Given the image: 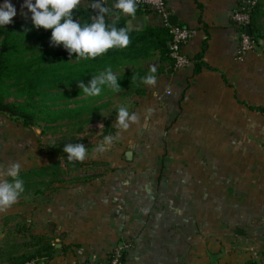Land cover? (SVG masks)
<instances>
[{"label": "crops", "instance_id": "crops-1", "mask_svg": "<svg viewBox=\"0 0 264 264\" xmlns=\"http://www.w3.org/2000/svg\"><path fill=\"white\" fill-rule=\"evenodd\" d=\"M11 2L12 20L25 17L23 0ZM165 3L177 25L192 30L182 47L190 62L175 69L152 55L143 70L160 71L154 84L101 98L116 100L117 144L69 169L48 148L24 150L32 127L0 114V180L11 178L2 173L13 162L20 172L45 175L57 160L62 166L58 180L39 176L37 186L0 207V264L32 253L39 236L57 252L36 264H105L114 249L124 250L126 264H264V112L256 109L264 107V49L236 55L240 30L231 14L244 0ZM138 15L143 28L161 25L153 12ZM120 107L137 117L127 128L118 123ZM95 162L105 166L92 168ZM72 175L79 179L64 181Z\"/></svg>", "mask_w": 264, "mask_h": 264}, {"label": "trees", "instance_id": "trees-1", "mask_svg": "<svg viewBox=\"0 0 264 264\" xmlns=\"http://www.w3.org/2000/svg\"><path fill=\"white\" fill-rule=\"evenodd\" d=\"M242 8L248 9L249 12L251 36L255 40L264 39V0H259L250 8ZM73 12L82 24L91 23L95 15L94 10L82 2ZM148 12H151L148 8L136 6V11L130 15ZM128 17L129 14L119 9L109 8L105 15L106 24L112 25L115 22L117 29H126L129 43L126 47H113L95 58L88 59L77 58L74 53L70 57L62 45H52L51 29H36L27 17L15 19L13 23L0 27V114L18 121L23 127H33L42 121L50 128L63 121H78L89 113L93 116L88 120L91 122L98 119L95 114L101 108L95 103L105 95H115L120 90L124 94L140 93L144 78L160 72L144 71V59L157 55L161 62L173 67V59L169 56L171 33L169 26L164 24L141 29L129 27ZM261 20L263 24H260ZM204 47L203 44L201 52L197 55L198 60L202 57ZM201 64L200 61L197 62L195 72L199 71ZM125 66H129L128 70L118 71ZM109 67L117 76L120 88L113 90L104 86L97 96L84 94L79 83L83 82L85 86H89L93 76L99 75ZM9 98L18 100L8 101ZM256 109L264 112V107ZM115 115L116 112H112L104 123L105 127ZM77 131L81 132L82 129L78 127ZM83 141L68 140L61 136L49 142L47 148L61 157L64 166L70 169L72 166H80L81 161H69L64 146ZM61 169L60 161L57 160L47 168L46 175L44 169L20 172L19 178L23 181L24 191L37 186L40 182L37 180L39 176H47L51 179L49 182L54 180L61 175ZM11 180L12 178L8 181ZM34 245L36 247L32 253L10 258L8 264H22L29 260H35L36 263L47 262L56 255L57 250L47 237H36ZM112 252L108 254L107 260ZM120 259L125 263L124 250H121Z\"/></svg>", "mask_w": 264, "mask_h": 264}, {"label": "clouds", "instance_id": "clouds-1", "mask_svg": "<svg viewBox=\"0 0 264 264\" xmlns=\"http://www.w3.org/2000/svg\"><path fill=\"white\" fill-rule=\"evenodd\" d=\"M79 4L80 0H23L21 9L22 15L31 20L34 28L51 29L50 43L54 46L62 45L70 57L74 53L77 58H95L110 48L128 45L129 36L126 29H117L115 22L112 25L106 24L105 15L109 12V7L106 6L107 0H92L90 8L94 10L95 15L91 23L82 24L75 18L73 10ZM112 6L126 14H133L136 11L135 0H114ZM16 14V6L11 0H0V27L13 23L12 18ZM151 71L155 72L156 69L152 68ZM117 79L109 67L99 75L93 76L89 86L80 82L79 87L87 96H97L104 86L118 90L120 85ZM144 82L154 84L155 77L149 75L144 78ZM136 119L135 114L129 115L125 107L118 109L117 120L123 128L129 126V120ZM112 139L111 136L104 138L105 143H110ZM98 150L103 151V146H99ZM64 151L68 154L69 161L85 159L86 149L82 143L66 144ZM20 169L21 165L13 162L2 173L12 180L11 182L0 180V207L6 208L15 203L20 193L24 191L23 181L18 178Z\"/></svg>", "mask_w": 264, "mask_h": 264}, {"label": "rangeland", "instance_id": "rangeland-1", "mask_svg": "<svg viewBox=\"0 0 264 264\" xmlns=\"http://www.w3.org/2000/svg\"><path fill=\"white\" fill-rule=\"evenodd\" d=\"M18 100L16 98H9L8 101H15ZM101 101V102H100ZM111 101V99H110ZM115 99H112L111 104L108 103V97L103 98L99 100L98 103H95L97 106H101L99 111L95 114L98 119L93 121H88L92 114L89 113L88 115H84V117H80V120L78 121H63L61 123H58L55 126H52L50 128H47L46 123L39 121L37 122V125L33 126L29 132V138L26 141V144L28 145L24 146V150L32 149L36 153V155H40L47 152V144L51 142L54 138L64 137L68 140H75L77 142H80V140L86 139L83 142H81L86 149V153L92 152V151H100L98 150L99 146H103V150H107L111 148L113 145L117 144L118 141L115 139V134L112 129L111 121L108 123V126L105 127L104 123L109 118V116L112 114V112H115V109L117 108L115 103ZM94 102V101H92ZM80 127L82 129L81 132H78L77 129ZM35 128H38L39 131L36 134ZM22 131V128H21ZM25 131V130H23ZM21 133V137H22ZM107 136L113 137L112 141L110 143H105L104 138ZM22 148V147H21ZM133 149L135 150L136 147L134 146ZM130 150V149H128ZM34 151L31 155H34ZM47 154V153H46ZM105 164L103 162H95L92 163V168L97 167H104ZM84 169V168H83ZM82 168H78L77 170H83ZM87 176L84 177L86 179ZM64 181H75L79 179V176H68L67 178H63ZM62 179V180H63ZM55 180H58V177H55Z\"/></svg>", "mask_w": 264, "mask_h": 264}, {"label": "built area", "instance_id": "built-area-1", "mask_svg": "<svg viewBox=\"0 0 264 264\" xmlns=\"http://www.w3.org/2000/svg\"><path fill=\"white\" fill-rule=\"evenodd\" d=\"M259 0H244V6L250 8L254 6ZM82 0H80V3ZM136 6L148 8L151 12L156 14L161 24L168 25V17L170 15L165 0H135ZM233 24L242 29L236 48V55L241 58L245 53L253 50L257 45L264 49V40H255L251 35L248 36L244 32V27L249 26L250 17L248 9L244 10L242 7L235 9L231 14ZM171 33L170 53L169 56L173 59V67L181 69L187 66L190 62L189 58L184 54L182 47L191 37L192 30L184 26H169ZM260 41V42H259ZM77 162L78 160H71ZM121 249H114L111 257L105 264H125L120 259ZM22 264H36L35 260H29ZM85 264H103L95 260H87Z\"/></svg>", "mask_w": 264, "mask_h": 264}, {"label": "water", "instance_id": "water-1", "mask_svg": "<svg viewBox=\"0 0 264 264\" xmlns=\"http://www.w3.org/2000/svg\"><path fill=\"white\" fill-rule=\"evenodd\" d=\"M114 0H107L106 6L109 8L113 7ZM128 23L132 25L135 28L141 29L143 28V23H142V16L141 15H136L133 18H131ZM168 25L169 26H176L177 25V17L173 14H170L168 17ZM244 32L246 35L250 36L251 35V30L250 27L247 25L244 27ZM170 71V70H169ZM38 131V130H37ZM132 158V151L131 150H126L124 152V159L125 160H130Z\"/></svg>", "mask_w": 264, "mask_h": 264}]
</instances>
